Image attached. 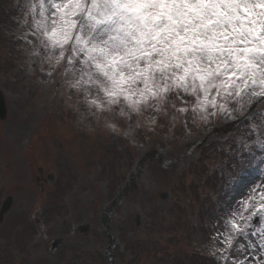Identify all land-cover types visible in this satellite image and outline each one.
Here are the masks:
<instances>
[{"label":"rangeland","instance_id":"1","mask_svg":"<svg viewBox=\"0 0 264 264\" xmlns=\"http://www.w3.org/2000/svg\"><path fill=\"white\" fill-rule=\"evenodd\" d=\"M22 3L0 0V264H106L110 240L115 264H217L218 218L264 181L259 112L100 111L30 55Z\"/></svg>","mask_w":264,"mask_h":264},{"label":"snow or ice","instance_id":"2","mask_svg":"<svg viewBox=\"0 0 264 264\" xmlns=\"http://www.w3.org/2000/svg\"><path fill=\"white\" fill-rule=\"evenodd\" d=\"M20 7L30 55L71 74L70 87L96 109L119 107L131 118L169 104L187 113L190 105L201 120L233 123L259 112L264 135V0H23ZM218 219L217 264H264V181Z\"/></svg>","mask_w":264,"mask_h":264},{"label":"water","instance_id":"3","mask_svg":"<svg viewBox=\"0 0 264 264\" xmlns=\"http://www.w3.org/2000/svg\"><path fill=\"white\" fill-rule=\"evenodd\" d=\"M6 115H7V110H6V105H5V100L3 98V95L2 93L0 92V120L3 121L5 120L6 118ZM166 196H163V198H165ZM10 203H11V199L8 198L2 205V208L0 210V220L3 216V214L5 212H7V210L9 209L10 207ZM57 246V244H54L53 246V249H55V247ZM112 264V263H111Z\"/></svg>","mask_w":264,"mask_h":264}]
</instances>
